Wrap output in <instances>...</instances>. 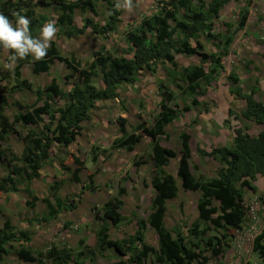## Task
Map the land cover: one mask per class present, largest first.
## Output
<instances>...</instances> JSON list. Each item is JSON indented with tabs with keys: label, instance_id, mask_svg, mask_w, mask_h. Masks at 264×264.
<instances>
[{
	"label": "trees",
	"instance_id": "trees-1",
	"mask_svg": "<svg viewBox=\"0 0 264 264\" xmlns=\"http://www.w3.org/2000/svg\"><path fill=\"white\" fill-rule=\"evenodd\" d=\"M97 1L106 3L107 13L104 23L101 24L94 18L83 15L82 26L74 23L76 12L91 11L98 14L96 0H40V5L45 8L55 7L57 12L55 24L60 35L77 38L90 30L95 35L108 39L110 34L118 30L121 9L116 7L117 3L114 0ZM229 1H160L161 7L156 13L144 16L125 32L126 40L132 48L130 56L114 55L102 46L94 53L91 61L83 64L74 54L64 55L53 41L43 61H35L31 56L25 60H19L13 69L8 71L16 81L13 90L31 89L35 93V101L33 104H23L20 100H16L13 104L18 110L8 114L9 97L0 88V161L8 167L7 175L0 176V191L17 192L20 190V185H23L28 195L26 205L30 208L35 207L39 197L31 188L32 180L40 176L41 169L51 157L50 152L54 144L67 148L77 140L83 129L82 123L91 118L97 102L118 98L119 90L123 86L137 81L140 72L145 69L155 72L160 62L170 63L174 68H178L176 60L178 53L202 54L205 47L202 36L214 39L223 36L225 51L228 50L234 36H226L213 30L216 19ZM251 4L252 0H246V5L237 21L238 29L246 25ZM15 13L30 19V31L33 37L39 34L45 22L50 20L47 15H37L30 0H0V14H4L15 22L17 19ZM227 25L230 28L233 24L227 23ZM225 54L224 52L212 53V63L208 70L202 64L180 67V78L187 83V86L183 88L175 83L177 88L184 89L190 94L199 91L202 81L209 82L218 75L222 67V57ZM56 60L65 64L67 70L64 76L65 82L72 84L69 90L63 87L55 77L46 86L34 88L33 83L22 75V68L27 64L32 66L34 74L49 72ZM99 76L101 82L97 84L95 78ZM229 78L237 85L232 88V94L246 100L243 117L264 125V104L255 99V91L244 93L238 85L239 77L233 72L229 74ZM160 90L164 94L160 102L161 110L154 116L151 124L141 121L129 133L125 129L127 120L123 117L119 119L121 136L113 141L115 147L123 146L127 151H132L144 136L152 140L155 169L152 173L151 184L156 194L152 198V213L148 219H143L136 213H133L131 218L121 213L124 201L120 196L126 193L125 188H120L117 196L111 197L100 208L94 209V218L99 223L95 245L97 250L102 252L113 248L119 256L124 257L130 254L129 260L120 258L111 264H148L149 257L154 258L153 264H208L211 256L219 258L229 246V242H224L223 238L210 235L205 242L207 247L205 251L199 243L189 241L188 238L190 234L195 236L201 234L202 231H198L197 224L189 229L188 235H185L182 227L172 232L165 224L166 203L178 196L179 186L176 178L166 170L170 159L176 153L163 147L160 139L166 134L167 125L189 107L186 105L182 108L170 106L169 102L173 99V92L163 84ZM197 102L196 98L191 100L192 104ZM230 112L232 113V110ZM43 114L47 116V120L43 119ZM17 124L29 127L25 129L24 135L16 129ZM11 134L21 136L24 143L21 154H17L5 144ZM181 139L178 175L182 187L185 190L200 192L197 203L199 221L203 222L207 229L215 231L220 229L224 231L225 237H229L231 231L243 228L246 219L245 189L257 192L258 188L255 184L257 175H264V130L260 131L257 136H252L248 129L238 127L235 129L234 147L218 146L209 152L200 150L203 155L211 156L221 163L217 177L211 179L205 176H195L192 173L190 135L183 132ZM96 148L93 147V149ZM71 154L76 165L72 171L71 181L80 182L84 161L75 154ZM92 159L96 161L98 155L94 153ZM139 164L140 161L136 160L135 165ZM88 179L89 183L83 186L84 189L93 187L94 174L90 173ZM60 184L59 180H55L50 185L52 196L42 198L47 213L38 218L39 221H51L58 218L63 209L75 208L74 200L64 199L59 195ZM52 197L54 200L51 199ZM214 200L218 201V206L214 204ZM2 212L3 208L0 205V213ZM134 220L138 227L129 237L123 239L111 237L110 225ZM148 226L155 229L158 235L159 248L157 249H153L145 242V230ZM12 240L25 241L28 244L31 242L27 232L18 230L12 225L10 219L6 218L3 227H0V264H4L5 255L11 251L21 260L36 264H45L46 259L52 260L53 264H84L82 257L86 254L84 249L74 254L71 248H58L53 244L48 250L40 251L22 243L17 247L10 244ZM83 244L84 241H80V245ZM253 250L264 263V229L255 238ZM208 252L211 256L206 254Z\"/></svg>",
	"mask_w": 264,
	"mask_h": 264
},
{
	"label": "rangeland",
	"instance_id": "rangeland-1",
	"mask_svg": "<svg viewBox=\"0 0 264 264\" xmlns=\"http://www.w3.org/2000/svg\"><path fill=\"white\" fill-rule=\"evenodd\" d=\"M1 1H4V0H1ZM114 1L116 3H118V2L123 3V0H114ZM160 1H164V0H132V7L130 9H125L123 7L120 8L121 9V15H120L119 23H118L119 24L118 30L116 33L111 34L108 39H103L100 35H95L90 30H89V32H86L84 35H82L81 37H78L76 39L74 38L73 42L70 41V38H67V37L61 35V39L63 41L62 43H65L66 44L65 48L68 49L67 52L62 50V53L66 56L74 54L79 60L82 61L83 64L91 61L93 59L94 53L96 51H98L102 46H105L106 49H108V51H110L114 55H121L122 56L125 54V55L130 56L132 54V51H131L132 48L126 40L125 32L130 28V26L133 23L139 22L144 16H150V15L156 13V11H158V9L161 7ZM206 1L208 2L209 0H206ZM242 1H243L242 5L240 3L232 1L230 4H228L226 6V9H224L222 11V17L216 19V23H215L213 31L222 33L223 35L225 34L226 36L227 35H233L234 36L233 42L229 46L228 50H226L227 52L225 51L223 36H221V38H218V39L202 36L201 39L205 44V47H204L202 54L196 53L194 55H188V54H184V53H178V54H176V60L178 61V68L177 67L174 68L173 66L170 65V63L165 64V63L160 62L159 65L157 66L155 72H152L149 69H145L144 72H142V74L140 75V77H141L140 82H142L144 84V87H147L145 90L146 93L148 95L155 94L153 86L156 85V91H157V85H158V90L161 93V97H163L164 94L160 90V86H161V84L166 85L170 89V91H172L174 94L173 99L169 102L170 105L172 106V104L175 105L177 103L178 98L182 99V101H183V98L186 96H190V99L192 100L196 96L201 97V96L206 95L207 90L209 88L208 85H209V83L211 84L213 81H214L213 84H215L216 87L219 88L222 92L224 89L225 90L228 89L227 88L228 84L232 83L234 85V87L237 86L229 78V74L232 72L234 74H237V75L240 74L242 78L244 77L242 81L239 78L240 81L238 83V85L242 88L244 93H248V92H251L252 90H254L250 87V85H252V86L258 85L259 84V82H258L259 78H263V80H264V0H252L250 12H249V15H251L250 23L247 25V22L249 21L248 20L249 17H248L246 25L242 29H238L237 28L238 27L237 21L239 19V16H240L242 9L246 5V0H242ZM30 3L34 7L37 15H41V14L47 15L49 17V19L51 18V21H54L56 19L57 12H56L54 6H49V7L45 8V7L40 5V0H30ZM96 3H97L96 8H97L98 14L93 13L91 11H89L90 12L89 14H82L81 12H77L78 13V19H81L80 17H82L83 15L84 16L86 15V16H90V17L94 18L97 22L103 24L104 19H105V14L107 13L106 3L103 1H97V0H96ZM86 12H88V11H86ZM11 21L13 22V24H15V22L13 20H11ZM49 21L50 20H48L46 22H49ZM227 23H232L233 25L229 28ZM39 34H36L35 37H38ZM59 35L60 34L57 33L56 38L60 39ZM192 43L194 44V42H192ZM101 44H103V45L99 46ZM214 52H216L217 54H220L222 52L226 53L222 57V62H221L222 67L220 68L219 73L216 77H213L212 79H210L209 82H205V80L202 81V83L200 84L199 89H198L199 91H196L195 93H192V94L188 93L184 89L177 88V86L175 84V83H178L177 81L181 82L185 88L187 86V83H185L180 78V74H179L180 67L181 68L184 67V64L185 65L191 64V66H193L192 65L193 63H199V64H202L208 70V68L210 67V65L212 63L211 62V54ZM182 54L184 56H182ZM8 55H9V53L4 52L3 49L0 51V88H2V90L5 91V93L9 97L10 105L8 107L9 108L8 111L11 114L13 112L14 107H15V105L13 104L14 101H16L17 99H20L23 101L22 102L23 104H33L35 101V93L33 92V90L27 89V88H21V89L17 88V89L13 90V86L15 85L16 81H15L14 77L8 73L9 69H7L5 67V64L8 63V61L6 59L8 57ZM177 57H178V59H177ZM31 68H32L31 65H28V64L25 65L24 68H22V75L24 78H27L30 82L33 83L34 88H36V87L42 88V87L46 86L51 81V79L53 77L57 78L63 87L67 88V85L69 87L68 82H65V79H64V76L66 74V68H65V64L63 62L56 60V64L53 65L52 69L49 72H44L41 74H34L31 71ZM248 70L258 72V74L252 75V76H250V78H247L245 76V72H248ZM234 71H236V72H234ZM226 75H227V77H226ZM95 80H96L97 84L100 83L101 82L100 76L96 77ZM225 80H227L228 83H226ZM133 84L123 86L124 91L121 93V96H124V97L134 96L135 91L133 88ZM213 84H211L210 86L213 89H215V91H219V89L217 90V88L214 87ZM244 89L246 90V92L244 91ZM129 91L132 94H129ZM201 91H204L203 94H199ZM230 92L232 94L231 90H230ZM130 100H133V99L131 98ZM124 101H127V99H124ZM131 102H133V101H131ZM127 104L130 108H132L129 101L127 102ZM115 105L117 106V108L114 107ZM183 105H186V104H183ZM101 108H105V109H101V111H97V110L93 111L91 114V118L82 123L83 129H86V131L83 132L82 134H85L86 136L81 138V140H80L81 145H82V143L85 144L87 142V131H89V129H99L96 132L99 133V135L107 138V140L109 142V145H108L109 147H107V148H105V147L103 148L99 145H97V146L93 145V146L88 147V152H86V154H89V157H87L86 160L82 159L84 161V168L82 169V171L80 173V177H81L82 173H84V175L86 176V178H85L86 185L89 183L88 175L90 173H93L94 177H95L98 174L97 172L100 169L99 167L94 169L93 168L94 166H92V163H96V161L98 160L97 159L96 161H94L92 159V156L94 155V153H96L98 155V158L102 157L104 159L102 162H99V163L106 164V161L110 162L109 158L112 155V153H110L111 150L115 149V148H119V147L114 146L113 141L116 138H118L119 136H121V132H120L121 124H120V120H119L120 117H123L127 120V123L125 126V129L127 132L130 133L133 131V129H135V127L131 129V125L128 123V121L131 123V119H127L126 117L120 115V113H122V111H124V112L127 111V106H126L125 102H115V103L109 102L108 105L104 104V105H102ZM132 111H133V109H132ZM134 115H136V117H138V118H140V120H142V118H141L142 116H139L140 114L139 115L134 114ZM134 115L131 114L130 118L133 117ZM44 117L47 119L46 115H44ZM153 118H152V122H153ZM142 121H145V120H142ZM238 127H236V128H238ZM28 128H29L28 126L25 127V126H22L20 124L16 125V129L21 131L23 135L26 133L25 129H28ZM105 129L106 130L109 129V130L106 132ZM110 129H117L119 131L118 135L113 138V132H111ZM18 137L15 135H12L11 137H9L7 139V141H6L7 143H5V144L9 145L14 150L15 148L12 147V145L18 146L19 144H22L21 136L18 135ZM93 147H97V148L93 149ZM121 147H123V146H121ZM132 151H129V152H132ZM51 153L53 155L51 158V168L47 165L48 164L47 162H46V164H44L45 165L44 171H43L44 179L46 180V177L49 176L50 181H51L50 185H52L55 180H59L61 183L60 184V189H61L63 187V184H66V182H68V181L73 182V181H71V176H72V171L76 167V165L74 164V162L72 160V156H71L72 152H71L70 148L66 149V148L61 147L57 144H54V146L52 147ZM83 154L86 155L85 152ZM143 155H145V154H143ZM141 159H143V156H136L135 158H133V160L131 162L132 165L135 166V161L138 160L141 162ZM68 161H71L70 165L68 164ZM121 162H122V158L119 157L118 162H117L118 165ZM218 162L220 164L219 160H218ZM117 163L115 164V166H117ZM3 166H5V164H3ZM0 170H2L1 165H0ZM106 171L108 172V171H114V170H110L109 168H107ZM111 177H113L111 179V181L107 182V185L112 186V189H113V194H111V197L117 196L120 188L126 189V193H124L122 196H120L124 201L123 206L121 208V211H122L121 213L123 215L131 218L132 217L131 212L134 211V208H133L134 205H133L132 196L127 195L126 183H128L129 185H133L132 184L133 180L131 178L130 169H129L128 165H125V167L122 168L121 172H119V175L116 174L115 176H111ZM107 179H108V177H107ZM107 179H106V181H107ZM81 180H82V178H81ZM95 182L96 181L94 179L93 187L95 185ZM60 189H59L58 193L61 196ZM23 190H24V186H23ZM82 190H89V189H84L82 187ZM47 191H48V194L46 195V197H48V195L49 196L51 195L50 194V186L48 187ZM21 194L22 195L15 194L14 192L13 193L12 192H6V193L1 194V192H0V199L5 200L6 196H12V203L16 207L17 212H19V214H21V215H24L25 211L22 209L27 208V209L31 210L35 207L30 208V207L26 206V204L24 206L23 194H25V193L22 192ZM81 196L82 195H80V194L79 195L68 194L65 197H63V196H61V197H63L64 199L67 198L69 200H74L77 203L80 201ZM261 196H262L261 202H259L258 204L255 203L253 196H248L245 199L246 219H245L243 228L241 230L231 231L230 235L228 233L229 237H225L224 231H222L220 229L218 231H215L213 229H207L205 227V224L201 221H200V223H198V222L195 223L199 227L198 231L199 232L202 231L201 232L202 235L200 233H199V235H196V236L190 234L188 236L189 241L193 240V241H195V243H199L200 246H202V249H205V251L207 249L205 242L208 239L207 237L210 235H217V236L223 238L224 242H229L228 243L229 246L226 248L225 253L222 256H220L219 258L212 257L211 253H209V252L206 253L207 255L211 256L208 264H264L263 261L260 259L259 255L253 250V243H254L255 238L264 229V208L261 207V205L264 204V193H262ZM51 199L54 200L53 197ZM41 200L42 199L39 198L38 201H41ZM3 203L4 202L0 203L1 207L3 208L2 213L3 214L7 213V215H4V216L6 218H8V217L10 218L11 212L8 210L7 206L6 207H5V205L3 206ZM174 203L176 205V208L177 209L179 208V210H180V212L178 213L179 227H182V224L184 226L190 225L194 219L191 220L192 218L190 215L186 216V214L184 212H182V206L183 205L181 203H179L178 200H175ZM101 206H102V204H101ZM101 206L98 207L96 204H93L92 206H90V211L92 212V215H93V224L91 225V227H93L94 224L96 226L99 225V223H97L96 220L94 219V215H95L94 209L96 207L100 208ZM63 210H67V209H63ZM2 213H0V214H2ZM38 215L40 216V214H38ZM42 216H40V217H42ZM48 222H50V221H48ZM48 222L47 221H39L37 219L36 224L41 226L42 224H46ZM132 222H122V223H120L119 226L118 225L116 227L113 226L112 234L110 233V235L116 236V235L120 234V235L129 237V235H131L130 233L134 229L132 227H137L136 226L137 224L135 223L136 221L134 220L133 226H131ZM169 222L176 224L174 217L171 215L169 217ZM251 224L256 225V229L253 231L249 230ZM35 226L36 225H32V227H35ZM186 230H188V227L186 228ZM52 231L58 232V233L60 232L56 227H53ZM203 232H204V234H203ZM197 236H199V237L195 238ZM44 244H47L45 246L46 247L45 251H46V250H48V248L51 245L48 244L47 240H45ZM238 244L241 247H239ZM24 245H26V244H24ZM95 245L94 246H86V247L84 245H82V246H76L75 248H71V249H73L74 254H76L78 251L84 249L83 251H85V253L88 255L87 259L86 258L83 259L84 264H111L113 262H116L120 258L121 259L124 258L126 260H129L130 254H128L127 256H124V257L123 256L117 257L112 252H107L106 256L99 255L96 253V252H98V250H97ZM16 246L18 247V246H20V244L16 245ZM61 246L66 247V248H70V247H67L66 245H61ZM42 248H44V246H42ZM35 250H39V249L36 248ZM138 250H139V248H138ZM40 251H42V250H40ZM149 258L150 259L147 261V263L150 261H151V263H152V261L154 263V258H151V257H149ZM45 264H53V261L50 259H46Z\"/></svg>",
	"mask_w": 264,
	"mask_h": 264
},
{
	"label": "crops",
	"instance_id": "crops-1",
	"mask_svg": "<svg viewBox=\"0 0 264 264\" xmlns=\"http://www.w3.org/2000/svg\"><path fill=\"white\" fill-rule=\"evenodd\" d=\"M232 1L240 3L241 5L243 4L242 0H230L223 7V9L220 12V16L218 18L222 17V11L226 9V6L230 4ZM89 13L90 12L88 11L82 14H89ZM80 18L81 19H78V13L76 12L74 17V23L77 26H82L83 24V18L82 17ZM250 18L251 15H249V19H248L249 21L247 22V25L250 23ZM87 32H89V30H87ZM85 33L81 34L78 37H81ZM59 36L60 39L55 37L54 41L56 42V44L58 45L61 51L63 50L67 52L68 49L65 48L66 44L62 43L63 41L61 39V35ZM73 39L74 38H70V41L73 42ZM102 45L103 44L99 46ZM182 56L184 55L182 54ZM194 64H199V63H193L192 65ZM184 66H191V64L190 65L184 64ZM142 72H144V70L140 72L137 81H135L133 84V88L135 91L134 96L131 97L121 96V93L124 91L123 90L124 88L122 87L119 90L118 98L102 100L97 102V107L94 111L96 110L101 111V109H105V108H101L102 105L104 104L108 105L109 102H113V103L125 102L127 106V111L125 112L122 111L120 115L126 117L127 119H131V123L128 121V123L131 125V129L136 127V125L139 124L142 120H145L147 123L151 124L152 118L161 110L160 102L162 101L163 97H161V93L158 90V85H157L158 92L156 91V85H154L153 87L155 94L148 95L146 93L145 90L147 87H144V84L140 82V78H141L140 75L142 74ZM257 74L258 72L252 70H248V72H245V76L247 78H250V76ZM237 76L240 78L241 81L244 78V77L242 78L240 74ZM258 80H259L258 85H253V86L250 85V87L255 91L254 93L255 99L264 104V80L263 78H259ZM177 82L183 88H185L181 82L179 81ZM213 82L211 84H213ZM225 82L228 83L227 80H225ZM68 84L69 87L67 85L66 88L67 90H69L72 87L71 82ZM211 84L209 83L208 85L209 88L207 90L206 95L201 97H197V96L195 97L198 100L196 104L191 103L190 96L184 97L183 101L182 99L178 98V101L175 104L176 106L172 104L173 107L178 106L179 108H182L183 106H185L183 104H186V106H188L189 108L188 110L183 111L179 117L175 118L167 125L166 134L162 136V138L160 139V143L163 147L169 148L176 153L175 156L170 159L169 164L166 166V170L176 178L179 186L178 196L176 198L168 200L166 203L167 212L164 219L165 224L167 228L172 232H174V230L179 227L178 213L180 212V210L179 208L178 209L176 208V205L174 203L175 200H178L179 203L183 205L182 212H184L186 216L190 215L192 218L191 220L194 219L190 225L184 226L182 224V228L185 235H188L189 229H191L192 226L195 225V223L197 222L200 223L197 203L201 194L199 191L185 190L182 187V183L178 175V168H179V162L181 156L182 133L186 132L190 135V139H189V145L191 148L190 167L192 173L195 176H205L207 179H211L217 177L218 170L221 167L220 165L221 163L219 164L218 160L211 156L203 155L200 152V150L209 152L211 151L212 148L218 146L234 147L235 128L238 126L248 129V132L252 136H257L260 131L264 130V125L257 124L256 122L247 120L246 118L243 117L242 113L243 110H245L247 103L244 99L237 98L234 94L233 95L231 94L230 90H232V88L234 87L232 83L228 84L227 85L228 89L226 90L224 89L223 92L219 88H217L215 84H213V86L216 87L217 90L219 89V91H215V89H213L210 86ZM244 91L246 92L245 89ZM129 94L132 93L129 91ZM131 98L133 100H130ZM124 99H127V101H124ZM20 101L23 102L22 100ZM128 101L130 102L132 108L128 106L127 104ZM8 107H7V113L10 114L8 111L9 110ZM114 107L117 108L116 105ZM17 110H18L17 107H14L13 112ZM230 110H232V113L230 112ZM131 114L133 115L140 114L139 116H142L141 117L142 120L136 117V115L130 118ZM44 115L45 114H43L42 116L43 119L47 120L44 117ZM98 130L99 129H89V131H87V142L85 144L82 143L81 145L80 142L81 138L86 136L85 134H82L83 132L86 131V129H82L81 131L82 135L80 134L77 140L67 148H70L71 152L74 153L76 156L80 157L83 160H86V158L89 157V154H86V152H88L89 146L99 145L103 148L109 147L108 146L109 142L107 138L99 135V133L96 132ZM108 130L109 129L107 130L105 129L106 132ZM110 131L113 132V138L116 137L119 133L117 129H110ZM12 135L18 137L17 134H11L9 137H11ZM23 144L24 143L22 141V144H19L18 146L12 145V147L15 148L14 150L17 154L22 153L24 148ZM84 152L86 155L83 154ZM110 153H112L111 157L109 158L110 162L106 161V164L99 163L104 160L102 157H99L96 163L91 162L92 166H94L93 167L94 169H96L97 167L100 168L99 171L97 172L98 174L94 177L96 182L92 189L82 190V187L86 185L85 183L86 176L84 175V173H82L81 175L82 178L81 182L68 181L66 182V184H63V187L60 189L61 196L65 197L68 194H72V195L80 194L82 195L81 199L79 202L77 203L75 202L76 206L73 210H62L58 218H55L46 224H42L41 226L36 224L37 219L40 216L47 213V208L42 200L38 201L36 203L35 208L31 210L27 208L22 209L25 211V214L21 215L19 214V212H17L16 207L12 203V196H6L5 200L0 199V203L4 202L3 206L4 205L5 207L7 206L8 210L11 212L10 214L11 219L9 217L8 218L10 219L12 225L15 226L18 230H23L27 233L29 232L28 235L30 236L31 239V242L29 244L25 241H15V240H12L10 244L16 246L22 243L29 245L34 249L37 248L43 251H45L46 248L45 246L47 245L44 244L45 240H47L48 244L50 245L54 244L58 248H61L62 247L61 245H66L67 247L75 248L76 246H81L80 241H84L83 244L84 246H94L96 244V232L98 230L99 225L96 226L94 224L93 227H91V225L93 224V215L92 212L90 211V206L96 204L99 207L101 206V204L103 205L108 199L111 198V194H113V189L112 186L107 185V182L111 181V179L113 178L111 176H115L116 174L119 175V172H121L122 168H124L125 165H128L130 169V175L133 180L132 182L133 185H129L128 183H126L127 195H131L133 198L134 211H132L131 214L133 215V213H136L139 217L143 219H148L150 214L152 213V207H151L152 198L156 194V191L151 184V177H152L151 175L155 169V162L152 156L151 138L148 136H144L143 139L135 146V149L132 152L127 151L124 147H119L112 149ZM50 155L51 157L47 162L48 163L47 165L51 168V158L53 156L51 152ZM136 156H143V159H141V162L138 166L136 165L133 166L131 162L133 158H135ZM119 157L122 158V162L118 165L117 162ZM116 163L117 166H115ZM68 164L70 165L71 161H68ZM0 165L2 166V170H0V176L7 175L8 167L3 166L1 162ZM44 166L41 169L40 176L34 178L31 184L32 190L40 199L46 197V195L48 194L47 189L51 184L49 176H47L48 178L46 177V180L44 179V175H43ZM107 168L114 171L107 172L106 171ZM255 184L258 188V191L252 192L249 189H245V199L248 196H253L255 203L258 204L259 202H261L260 196L262 195V193H264V175L258 174ZM0 192L1 194L6 193L3 191ZM22 192L25 193V191L23 190V185H20V190L14 193L22 195L21 194ZM27 200H28V195L25 193L23 194L24 206ZM214 204L218 206L219 203L218 201L214 200ZM261 207L264 208V204H262ZM38 214H40V216ZM4 215H7V213L0 214V227H3L6 221V217ZM170 215L174 217L177 225L169 222ZM133 223L134 221L132 222L131 226H133ZM32 225H36V226L32 227ZM119 225L120 224H118V226ZM113 226L116 227L117 225H110L111 234H112ZM53 227H56L60 232L59 233L53 232L52 231ZM137 227H132L134 229L130 234H133L137 229ZM187 227L188 230H186ZM111 236L114 239H123L127 237L120 234L116 236L113 235ZM145 242L147 245L153 247V249L159 248L158 235L155 229H153L151 226H148L145 230ZM42 246H44V248H42ZM239 247L241 246L239 245ZM107 252H112L114 255L119 257V254L113 248H108L105 251L102 252L98 251L96 253L99 255L106 256ZM83 258L87 259V254H84ZM4 264H35V263L21 260L14 252L11 251L5 255Z\"/></svg>",
	"mask_w": 264,
	"mask_h": 264
},
{
	"label": "clouds",
	"instance_id": "clouds-1",
	"mask_svg": "<svg viewBox=\"0 0 264 264\" xmlns=\"http://www.w3.org/2000/svg\"><path fill=\"white\" fill-rule=\"evenodd\" d=\"M116 7L130 9L132 0H123ZM17 19L15 24L4 14H0V49L9 53L8 63L5 67L12 70L19 60H25L29 56L35 61H43L54 41L58 28L54 21L44 24L38 37H33L30 31V19L19 13L14 14Z\"/></svg>",
	"mask_w": 264,
	"mask_h": 264
},
{
	"label": "built area",
	"instance_id": "built-area-1",
	"mask_svg": "<svg viewBox=\"0 0 264 264\" xmlns=\"http://www.w3.org/2000/svg\"><path fill=\"white\" fill-rule=\"evenodd\" d=\"M255 229H256V225H255V224H251L249 230H250V231H253V230H255Z\"/></svg>",
	"mask_w": 264,
	"mask_h": 264
}]
</instances>
